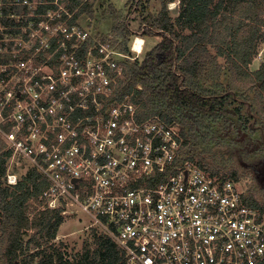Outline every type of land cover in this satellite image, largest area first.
I'll return each instance as SVG.
<instances>
[{
	"label": "built area",
	"instance_id": "obj_1",
	"mask_svg": "<svg viewBox=\"0 0 264 264\" xmlns=\"http://www.w3.org/2000/svg\"><path fill=\"white\" fill-rule=\"evenodd\" d=\"M94 1L0 0L5 183L24 158L43 181L30 203L87 214L115 242L114 264H264V208L226 175L175 166L178 125L123 91L144 44L134 51V36L131 55L92 32Z\"/></svg>",
	"mask_w": 264,
	"mask_h": 264
},
{
	"label": "trees",
	"instance_id": "obj_2",
	"mask_svg": "<svg viewBox=\"0 0 264 264\" xmlns=\"http://www.w3.org/2000/svg\"><path fill=\"white\" fill-rule=\"evenodd\" d=\"M138 1L133 0L134 5ZM173 1L161 0L157 16L146 19L142 26L143 35L157 34L160 40L141 60L126 62L123 91L131 93L146 114L160 113L178 125L181 143L175 166L191 161L214 174L218 171L210 165L204 148L210 139H216L218 128L226 130L227 113L238 98L228 82L219 80L215 86H207L206 81L211 72L220 73L222 64L217 58L224 56L235 81L253 83L264 91V62L252 72L247 67L264 40V0H178L177 15L171 17L167 3ZM84 10L93 14L89 7ZM121 50L127 51V47ZM240 101L245 102L243 98ZM9 155L0 140V233L11 237L0 250L6 263L114 264L119 254L109 236L97 237L94 249L74 263L61 244L53 242L64 217L46 209L33 211L29 218L30 200L37 198L43 181L30 169L15 185H7L4 177ZM26 229L34 231L23 243L21 235ZM43 244L46 246L41 247Z\"/></svg>",
	"mask_w": 264,
	"mask_h": 264
},
{
	"label": "rangeland",
	"instance_id": "obj_3",
	"mask_svg": "<svg viewBox=\"0 0 264 264\" xmlns=\"http://www.w3.org/2000/svg\"><path fill=\"white\" fill-rule=\"evenodd\" d=\"M160 4L161 0H139L136 5L133 0H95L90 20L83 19V22L92 32L102 37L106 34L111 35L115 45L119 49L127 47V52L131 55H136L130 50L133 37L141 36L144 45L136 58L141 60L160 40L157 34H142V26L146 19L157 16ZM178 7V0L167 3V8L171 10V17L177 15ZM124 27L127 30L124 31ZM262 30H264V23ZM257 49V53L247 66L251 72L264 62V40L260 42ZM211 52H215V49L211 48ZM133 60H129V64ZM126 62L124 67L126 66L127 70L129 64L127 66ZM217 62L222 64L221 71L218 75L211 72L206 81L207 86L210 84L215 86L219 80L225 84L228 82L227 85L232 86L238 99L231 104L230 114L227 113L229 123L226 130L218 128L216 139H210L204 150L210 165L218 171L217 174L232 178L250 202L264 208V91H260L253 83L244 85L235 81L227 68L224 56H218ZM242 98L245 102L240 101ZM236 108L240 109L236 110ZM189 162L196 165L194 162ZM10 163L8 158L6 161L8 171L12 167ZM19 164L17 174L21 178L31 167L24 158ZM29 205L27 211H31L30 219L33 211L43 210L41 205L35 206L32 202ZM89 222L91 219L82 212L75 217H66L53 240L57 246L61 244L66 256L74 263L81 259L84 253L88 251L90 253L96 246V238L104 235L96 226L86 227ZM33 231V229L23 231L21 241L25 243ZM10 238L9 236L1 237L0 233V250L9 243ZM43 246L46 244L41 247ZM23 256L25 255H20L19 258ZM0 264H7L5 257L0 256Z\"/></svg>",
	"mask_w": 264,
	"mask_h": 264
},
{
	"label": "bare ground",
	"instance_id": "obj_4",
	"mask_svg": "<svg viewBox=\"0 0 264 264\" xmlns=\"http://www.w3.org/2000/svg\"><path fill=\"white\" fill-rule=\"evenodd\" d=\"M143 38L141 36H137L134 40L133 44V50L134 51H140L143 45Z\"/></svg>",
	"mask_w": 264,
	"mask_h": 264
}]
</instances>
